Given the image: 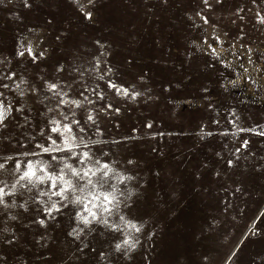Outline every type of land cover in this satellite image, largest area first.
Wrapping results in <instances>:
<instances>
[{
  "label": "rangeland",
  "instance_id": "obj_1",
  "mask_svg": "<svg viewBox=\"0 0 264 264\" xmlns=\"http://www.w3.org/2000/svg\"><path fill=\"white\" fill-rule=\"evenodd\" d=\"M207 5L0 0V81L10 68L82 100L85 139L126 177L119 215L141 226L135 247L118 250L123 232L96 222L81 232L74 205L47 215L24 193L0 205V264H264V0ZM22 44L35 60L16 55ZM21 104L0 150L27 147L51 106Z\"/></svg>",
  "mask_w": 264,
  "mask_h": 264
},
{
  "label": "snow or ice",
  "instance_id": "obj_2",
  "mask_svg": "<svg viewBox=\"0 0 264 264\" xmlns=\"http://www.w3.org/2000/svg\"><path fill=\"white\" fill-rule=\"evenodd\" d=\"M91 3L92 0H88V4ZM205 4L209 6L207 0ZM25 6H28L26 2ZM80 11L86 18H91L92 12L85 6L81 5ZM203 19L207 22L206 18ZM20 47L24 50L18 49L17 56L23 57L27 53L34 60L37 58L31 46L22 44ZM95 64L99 65L100 60L95 59ZM108 83L118 92L128 91L123 85L117 87L111 81ZM28 95L43 96L51 106L45 104L46 111L41 113L44 117L43 126L37 125L39 132L25 138L27 147L12 151L0 150V177H3L0 179V205L9 207V199L15 205V198L24 193L28 194V201L42 205V211L47 215L72 204L75 206L79 231H84L93 222L103 224L124 233V239L115 245L116 249L122 246L126 249L134 248L135 242L130 230L139 232L141 226L134 218L119 215L122 203L120 197L124 193L118 189V182L126 177L113 167V162L104 158L105 154L97 155L92 151L90 144L96 141L85 139L88 123L77 119V110L81 108L82 100L71 98L58 80L41 78L39 83H28L24 77L6 68L3 80L0 81V127H7L13 113L24 112L21 101ZM80 95L83 97V93ZM83 100L87 101V97H83ZM92 120L91 115L86 117V121ZM25 123H28L27 119ZM28 201L21 206H26ZM114 215H118L119 222L111 219ZM39 223L44 224L45 220L41 218ZM73 234L79 233L74 229Z\"/></svg>",
  "mask_w": 264,
  "mask_h": 264
},
{
  "label": "bare ground",
  "instance_id": "obj_3",
  "mask_svg": "<svg viewBox=\"0 0 264 264\" xmlns=\"http://www.w3.org/2000/svg\"><path fill=\"white\" fill-rule=\"evenodd\" d=\"M246 75L244 74V77H245ZM235 81H237V82H241V79H237V80H235Z\"/></svg>",
  "mask_w": 264,
  "mask_h": 264
}]
</instances>
